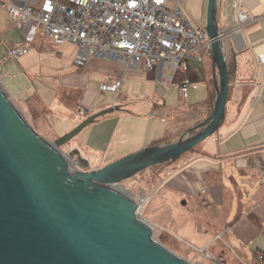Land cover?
Masks as SVG:
<instances>
[{
    "label": "crops",
    "instance_id": "crops-1",
    "mask_svg": "<svg viewBox=\"0 0 264 264\" xmlns=\"http://www.w3.org/2000/svg\"><path fill=\"white\" fill-rule=\"evenodd\" d=\"M207 6L208 0H204V12ZM239 10L253 19L241 23ZM192 11L196 15L193 8ZM185 12L188 17L192 13L188 8ZM218 22L221 31L231 28L230 35L223 39L225 56L231 69L225 120L218 136H214L216 144H211L207 138L195 156H187L178 162L179 158L170 161L176 164L169 170L170 176L166 183L174 196L180 193L193 199L203 197L205 208L215 210L223 219L220 229L224 235L228 234L230 247H244L253 253L264 254V194L257 187L258 179L264 172V62L260 61L264 55V0H219ZM15 26L7 9L0 6V34L11 37L19 32ZM21 29L27 35L28 24ZM36 39L32 43L35 58L49 53L62 59L56 68L44 74L49 79V90L44 84L42 89L37 88L33 96L27 98L38 106L40 114L33 117L37 120L35 122L43 128L45 134L54 139L67 134L90 115L127 102L144 100L158 112L162 113L166 109L168 114L178 106L167 108L160 100V96L166 95L167 91L162 93L157 89L162 75L161 64L152 73H146L141 65H126L98 58H91L86 66L78 67L74 62L78 50L76 45L56 44L44 36L39 41ZM16 43L25 44L20 41ZM207 74L208 97L214 80L213 63L210 73L207 69ZM189 77L193 81L197 80L191 68ZM115 78L123 82L118 93L100 90L103 81ZM173 89L176 87L169 90ZM106 117H99L86 126L82 130L84 137L76 136L73 148L83 147L93 155L101 156L107 163L122 156L117 154L123 150L131 152L135 147L142 149L143 145L140 144L145 139H148L149 145L154 144L164 136L170 122L169 116L164 115L166 124L160 137V133H155L157 129L152 123L144 128L146 117L141 113L136 116L135 124L127 122L123 130L122 121L117 124L115 119L109 120ZM106 121L111 123L102 130ZM135 125L138 129L134 128ZM98 132L102 133L99 137ZM112 149L117 156L108 159ZM240 182L243 187L249 186V190L238 192ZM230 193L232 197L229 206L227 195ZM245 206L248 208L244 209ZM228 207L231 211H228ZM204 240L206 243L209 241L208 238Z\"/></svg>",
    "mask_w": 264,
    "mask_h": 264
},
{
    "label": "water",
    "instance_id": "water-1",
    "mask_svg": "<svg viewBox=\"0 0 264 264\" xmlns=\"http://www.w3.org/2000/svg\"><path fill=\"white\" fill-rule=\"evenodd\" d=\"M218 5L208 0L205 26L216 90L209 116L177 141L149 145L104 167L88 170L78 149L64 153L62 147L119 106L51 140L11 101L0 79V264H193L153 238L139 202L120 185L191 151L224 123L230 77L223 39L231 28L220 30Z\"/></svg>",
    "mask_w": 264,
    "mask_h": 264
},
{
    "label": "rangeland",
    "instance_id": "rangeland-1",
    "mask_svg": "<svg viewBox=\"0 0 264 264\" xmlns=\"http://www.w3.org/2000/svg\"><path fill=\"white\" fill-rule=\"evenodd\" d=\"M185 4L186 8L192 12L191 14L189 13L191 22L198 27H205L207 23V10L204 12V0H182L183 8ZM192 8L196 12V15H194ZM15 30L19 32L13 34L11 37L7 34H5V36L0 34V79L2 85L11 101L23 112L26 118L45 136L51 140H55L45 134L42 130L43 128L37 125V120L33 117L40 114L37 109L38 106L34 105L27 98L33 96L32 94L36 92L37 88L42 89L44 84H46V87L48 86L49 79L44 77V74L56 68L62 62V59L58 58L56 54L52 55L49 53L35 58L32 52L34 50L32 44H30L29 54L27 53L18 58H10L8 56V49L11 45L17 41L26 43V33H24L23 29L16 25ZM36 38L37 41L43 38L41 29L38 31ZM212 63V60L209 59L204 63L189 61L191 71L196 73L197 80L192 81L187 98L183 97L177 88L167 90L166 95L160 96L161 102L164 103L167 108H173L177 106L179 102L183 103V105H178L173 108L171 114H168L166 109L163 110L164 112L160 113L153 109L149 103L141 100L124 103L122 106H119L118 110L104 116H108L106 118L109 120L115 119L117 124L122 121L121 130H123L127 122L134 123V120H137L136 116L141 113L144 118L146 117V126L144 125V128L147 127L149 123H152L153 127L157 129L155 133H160L161 137L166 124L164 119V115H166L169 116L170 121L176 119L175 122L177 126H175L173 131L178 132V138L185 128L190 127V125L201 119V117L203 118L206 114V112H204L205 109H198L197 112H193L186 104L196 103L207 97V69L210 73ZM194 85H196V87H193ZM46 89H48V87ZM14 96L22 97L23 99H14ZM110 123L111 121L104 122L102 130ZM134 128L138 129V126L135 125ZM101 132H98L99 134L97 137L102 134ZM219 132L218 130L208 138V140H211V144L217 143L214 136H218ZM82 134L83 132L81 131L77 137H84V134ZM74 140L75 138L62 147L64 153H69L73 149H78L73 148L75 147ZM141 143L140 145H143V147L141 146L142 148L149 145L148 139L143 140ZM203 143L204 142H201L193 150L178 157L179 159L176 162L183 160V158L187 156H195L196 153L200 151ZM139 149L141 148L135 147L131 152H128L130 150H123L117 155H122L120 157H123ZM78 151L79 154L88 161V170L104 167L109 164L106 162L107 160H104L101 156L93 155L83 147L78 149ZM109 153L108 159L117 156L113 149L110 150ZM79 154L77 152L76 155H74V160L77 159V155ZM87 156H89V158ZM176 162L171 164L168 161L166 163L154 165L134 177L124 180L120 185L133 199L139 202V213L141 217L152 226L153 238L179 257L193 264H262V260L264 259L261 260V258H259L260 253H253L249 251L248 248L244 247L233 248L229 246L228 234L224 235L225 233L220 229L223 219H220L219 213L215 210L205 208L204 205L206 204L204 203L205 201H203V197L193 199L185 194L182 195L178 193L179 195L177 196L171 194L169 184H167L166 181L170 176L169 170ZM226 181L228 183L230 182L228 179ZM257 184V187H260L264 194L263 171ZM239 187L240 188H237L238 192L249 190V186L243 187L242 183ZM231 195V193L227 195L229 206L231 203ZM246 207L247 206H245L244 209H246ZM230 209L231 208L228 207V211ZM206 229L209 230L206 232ZM204 238L209 239L207 242L208 245ZM253 249H255V246H253Z\"/></svg>",
    "mask_w": 264,
    "mask_h": 264
},
{
    "label": "built area",
    "instance_id": "built-area-1",
    "mask_svg": "<svg viewBox=\"0 0 264 264\" xmlns=\"http://www.w3.org/2000/svg\"><path fill=\"white\" fill-rule=\"evenodd\" d=\"M0 6L19 27L28 24L26 43L11 45L10 58L27 54L41 29L43 36L56 44L77 46L74 62L78 67L98 58L141 65L146 73H152L161 64L158 91L176 87L187 98L193 81L189 61L204 63L213 57L206 28L191 22L182 0H0ZM251 19L239 10L241 23ZM260 61L264 62V55ZM122 85V80L115 78L103 81L99 88L114 94ZM260 258L264 259V254Z\"/></svg>",
    "mask_w": 264,
    "mask_h": 264
},
{
    "label": "trees",
    "instance_id": "trees-1",
    "mask_svg": "<svg viewBox=\"0 0 264 264\" xmlns=\"http://www.w3.org/2000/svg\"><path fill=\"white\" fill-rule=\"evenodd\" d=\"M229 68V65H228ZM230 73H231V69L229 68V77H230ZM210 91H209V96L200 102H197L195 104H188L187 106L189 107L190 110H192L193 112H197L198 109L200 110H204V112H206L205 116L201 119H199L198 121H196L194 124L190 125V127L185 128L178 136V132L177 131H173V129L175 128V126H177L176 124V119L171 120L166 127L165 130V134L162 138H160L158 141H156L154 144H159V143H170V142H174L177 141L188 129L194 127L195 125H197L198 123L202 122L205 118H207L209 116V114L212 111L213 105H214V101H215V96H216V90H215V85H214V80L213 82H211V86H210ZM178 105H183V103L179 102ZM188 119V118H187ZM190 120V119H188ZM177 138V139H176ZM193 150V149H192ZM170 162V161H169ZM171 163V162H170Z\"/></svg>",
    "mask_w": 264,
    "mask_h": 264
},
{
    "label": "bare ground",
    "instance_id": "bare-ground-1",
    "mask_svg": "<svg viewBox=\"0 0 264 264\" xmlns=\"http://www.w3.org/2000/svg\"><path fill=\"white\" fill-rule=\"evenodd\" d=\"M70 162H72V163H74L75 164V162H73V161H70ZM120 187V186H119Z\"/></svg>",
    "mask_w": 264,
    "mask_h": 264
}]
</instances>
